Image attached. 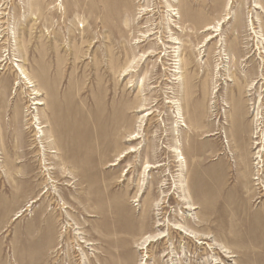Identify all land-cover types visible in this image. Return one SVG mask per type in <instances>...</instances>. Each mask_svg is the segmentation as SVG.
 I'll use <instances>...</instances> for the list:
<instances>
[{
  "label": "rangeland",
  "instance_id": "rangeland-1",
  "mask_svg": "<svg viewBox=\"0 0 264 264\" xmlns=\"http://www.w3.org/2000/svg\"><path fill=\"white\" fill-rule=\"evenodd\" d=\"M193 1L0 0V264H264V0L148 57Z\"/></svg>",
  "mask_w": 264,
  "mask_h": 264
},
{
  "label": "bare ground",
  "instance_id": "bare-ground-1",
  "mask_svg": "<svg viewBox=\"0 0 264 264\" xmlns=\"http://www.w3.org/2000/svg\"><path fill=\"white\" fill-rule=\"evenodd\" d=\"M195 1V0H194ZM193 1V2H194ZM196 2V1H195ZM195 2H194V4H195ZM215 3H217L216 1L214 2H211V4L209 3L208 4V2H206V0H201L197 5H199V7H195L194 5H191V3H190V5H191V8H192V12H190V14L188 15V16H186V15H184L180 10L178 11V13H179V18H180V21L179 22H175V23H173L172 21H175V20H171L172 18H167L166 16H165V14H163V20H164V25H166V27H167V30L165 31H162L163 33L162 34H160L161 36H164V37H166V36H168L169 37V39H167V40H161V39H159V41H158V43L157 42H155V44L157 45L156 47H153L152 49H150L149 51H148V57L149 56H156L157 54H158V48L159 47H161V45L163 44L164 45V57H165V55L166 56H168V55H170V53H171V43H174V44H177V43H180L179 42V39L177 38V37H173L174 39H178V40H174V39H170V37H172V35H173V30L175 29V28H180L181 26L179 25V23L182 21H184L185 19H187L188 21H192L194 24H195V26L196 27H199V28H201L202 27V29H200V32H198L197 33V37H201L203 34H206V32H207V35H209V34H212V33H214V32H217V31H219V30H221V28L219 29L218 27H219V22L221 21V19H219L218 20V23L217 24H213V23H210V22H206V20H204L203 19V17L200 19V15H201V13H203V15H201V16H204V9L206 8V7H210V9L213 7L214 8V5H215ZM213 4V5H212ZM168 6H169V9L167 10V11H171V10H176V9H172V8H174L173 7V5H171V4H168ZM256 9H264V6L263 5H261L259 2H256V4H255V6H254ZM214 10V9H213ZM257 12V11H256ZM207 14V13H206ZM205 14V15H206ZM176 17L175 16V14L173 15V14H171V17ZM206 18V17H205ZM176 19V18H175ZM149 22V21H148ZM151 22V21H150ZM251 22H252V25H254V20H253V18H252V20H251ZM253 27V26H252ZM156 28H158V26L157 27H151V28H149L146 32L147 33H142V35H141V39H139L138 40V42L137 43H139V42H144V39H147V38H151L153 35H155L156 33H159V30L158 31H156ZM181 29V28H180ZM185 30V29H184ZM196 30V29H195ZM253 31V30H252ZM168 33V34H167ZM204 36V35H203ZM258 36V35H257ZM216 36H214L213 34L210 36V41L211 40H213L214 38H215ZM153 39H156V38H152V40ZM260 39H264V38H260ZM161 41V42H160ZM262 41H264V40H262ZM261 41V42H262ZM166 42V43H165ZM260 42V43H261ZM161 43V44H160ZM264 43V42H263ZM262 43V44H263ZM204 46V45H203ZM203 46H200V47H203ZM264 46V45H263ZM175 48V47H174ZM175 51V50H174ZM162 53V52H161ZM179 54H177V57H179L178 56ZM5 60V59H4ZM169 60V59H168ZM175 60H178L177 58L175 59ZM182 58L181 59H179V62L181 61L182 62ZM2 62V61H1ZM189 63V62H188ZM181 64V66H182V64H183V62L182 63H180ZM181 66H177V68L175 69V70H173L174 72H177V73H179V72H181V70L180 69H178V68H181ZM183 68V67H182ZM21 72H23L24 73V71H23V69L21 68ZM125 72H127V71H125ZM262 75V76H261ZM260 76H261V79H264V74H261ZM40 104V103H42V102H37V104ZM111 109V108H110ZM109 109V110H110ZM114 114L115 115H112V119L114 120L115 118H114V116H117L116 115V113L114 112ZM119 117H120V114H119ZM119 119V118H118ZM115 121V120H114ZM119 120H117V122H118ZM44 135V134H43ZM264 151V148L262 149V152ZM178 157H180V159L182 160L183 158L181 157V153L178 155ZM192 208H194V206H192ZM159 225H162L161 223H159L158 224V226ZM172 226H173V228L174 229H178V230H180V231H182L184 234H186V235H188V236H190V237H194V238H196V242L197 243H203L204 241L202 240V238H200L199 237V235H198V233L197 232H195V231H193L192 229H190L189 227H187L185 224H177V223H172L171 224ZM167 234L165 233V232H160L159 234H156V235H154V236H150V237H148V239H146L145 240V243H144V245H143V248H146V245L148 244V243H151V242H153L154 240H156V239H160V238H164L165 236H166ZM89 244V243H88ZM149 245V244H148Z\"/></svg>",
  "mask_w": 264,
  "mask_h": 264
}]
</instances>
